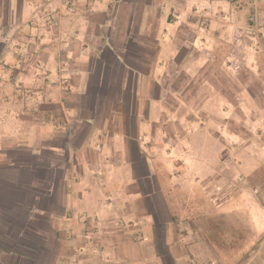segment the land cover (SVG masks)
<instances>
[{
  "label": "crops",
  "instance_id": "obj_1",
  "mask_svg": "<svg viewBox=\"0 0 264 264\" xmlns=\"http://www.w3.org/2000/svg\"><path fill=\"white\" fill-rule=\"evenodd\" d=\"M263 176L264 0H0V264H264Z\"/></svg>",
  "mask_w": 264,
  "mask_h": 264
},
{
  "label": "rangeland",
  "instance_id": "obj_2",
  "mask_svg": "<svg viewBox=\"0 0 264 264\" xmlns=\"http://www.w3.org/2000/svg\"><path fill=\"white\" fill-rule=\"evenodd\" d=\"M264 177V176H263ZM258 180H259V178H258ZM262 182H264V179L262 180ZM263 200H264V196H263Z\"/></svg>",
  "mask_w": 264,
  "mask_h": 264
}]
</instances>
